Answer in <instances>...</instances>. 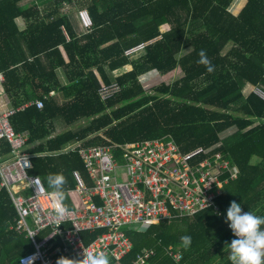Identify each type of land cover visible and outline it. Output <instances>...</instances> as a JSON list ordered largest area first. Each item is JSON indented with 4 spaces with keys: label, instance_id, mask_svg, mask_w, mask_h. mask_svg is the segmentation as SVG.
I'll list each match as a JSON object with an SVG mask.
<instances>
[{
    "label": "trees",
    "instance_id": "1",
    "mask_svg": "<svg viewBox=\"0 0 264 264\" xmlns=\"http://www.w3.org/2000/svg\"><path fill=\"white\" fill-rule=\"evenodd\" d=\"M25 1L0 0V74L18 109L10 125L26 133L25 151L34 155L29 174L42 184L50 173L63 174L65 203L75 209L81 201L72 172L88 186L91 180L77 150L61 152L69 143L124 145L170 136L183 152L219 145L213 152L237 175H223L217 209L128 231L131 251L110 264H131L143 248L154 250L147 264H231L225 245L234 238L225 220L230 202L264 216V100L243 93L246 85L264 92V0H241L232 11L233 0H32L37 4L31 6ZM66 6L87 10L90 30L79 32L74 13H62ZM17 18L25 24L22 30ZM162 25L168 29L161 32ZM146 42L134 55L124 54ZM201 50L211 72L198 62ZM152 70L165 78L182 76L146 89L139 77ZM112 81L120 91L101 101L98 89ZM35 100L42 108L28 104ZM56 121L66 129L56 133ZM231 128L233 133L220 137ZM9 152V144L0 141V155ZM15 219L1 188L0 264H18L31 249L28 239L9 229ZM97 233H83L84 242ZM183 235L191 236L187 247ZM169 247L180 253L179 261Z\"/></svg>",
    "mask_w": 264,
    "mask_h": 264
},
{
    "label": "built area",
    "instance_id": "2",
    "mask_svg": "<svg viewBox=\"0 0 264 264\" xmlns=\"http://www.w3.org/2000/svg\"><path fill=\"white\" fill-rule=\"evenodd\" d=\"M83 32L90 30L91 18L85 9L75 12ZM64 30V27H62ZM149 42L125 51L130 57ZM254 92L264 100V92ZM120 91L112 81L98 89L105 101ZM42 108L41 100L28 103ZM18 110V109H16ZM0 112V141L9 144L10 152L0 155V189L4 188L16 212L9 229L29 240L30 251L19 258L18 264H79L84 253L104 251L110 259L119 261L132 249L128 231L145 229L152 224L173 218L191 217L213 207L227 181L223 175L236 178L237 170L215 147L195 148L183 152L175 141L166 136L124 145L84 147L80 142L67 144L61 152L77 150L87 171L88 186L78 171L76 181L81 207L71 208V215L59 217L46 191L41 190L39 177L30 175L33 154L27 153L26 133H16L9 117L16 111ZM113 149H120L118 154ZM99 233L85 243L83 233ZM168 254L175 261L179 252ZM154 250L143 248L131 264H147Z\"/></svg>",
    "mask_w": 264,
    "mask_h": 264
},
{
    "label": "clouds",
    "instance_id": "3",
    "mask_svg": "<svg viewBox=\"0 0 264 264\" xmlns=\"http://www.w3.org/2000/svg\"><path fill=\"white\" fill-rule=\"evenodd\" d=\"M199 56L198 62L208 65L207 70L211 72L212 66L204 50L200 51ZM65 183L63 174L50 173L44 177L41 186V190L46 191L51 198L54 213L59 217L71 215V210L65 203ZM225 220L234 237L225 243L231 264H264V216L243 211L241 203L233 200L226 209ZM138 230L144 229L141 226ZM180 239L185 247L191 243L190 235H183ZM79 264H110V257L104 251L88 252L84 253V259Z\"/></svg>",
    "mask_w": 264,
    "mask_h": 264
},
{
    "label": "rangeland",
    "instance_id": "4",
    "mask_svg": "<svg viewBox=\"0 0 264 264\" xmlns=\"http://www.w3.org/2000/svg\"><path fill=\"white\" fill-rule=\"evenodd\" d=\"M237 1H238V0H233V1H232L231 5H230V7H229L230 10L236 5ZM23 4L26 5V6H31V5H33V4H37V3H35V2L32 1V0H27V1H25ZM75 11H76V9H75L74 6H71V7L66 6V7H64V9L62 10V13H67V12H69V13H75ZM73 16H75V15H73ZM75 17H76V16H75ZM161 28H162V27H161ZM230 47H231V43H228V44L225 46V48H224V50H223L222 53H226V52L230 49ZM187 51H189V49L183 50L184 53H186ZM183 52H182V54H183ZM150 76H151V74H150ZM181 76H182V74H180V73H179V74H178V73L173 74V75L170 76L169 78H165V77H161V76H159V77H157L156 83H155L153 86L159 84L160 82H164L165 84H171L173 81L179 79ZM139 80H143V77H139ZM164 80H165V81H164ZM143 81H144V80H143ZM146 83H147L146 81L142 83L143 86H144L146 89H150V88L153 87V86H150V85L148 86ZM254 88H255V87H251V86H249V85H246V86L243 88V93H244V95H247V94L250 93V92H254V90H255ZM56 123H57V127H59V128H58V131H59V132H61V131H63V130L66 129V128H65V125H63L60 121H57ZM255 124H256V123H255ZM60 127H61V128H60ZM75 128H76V127H73V129H75ZM234 131H235L234 128H231V129H229V130H226L225 132H223V133L220 135V137H221V138H224L225 136H227V135L233 133Z\"/></svg>",
    "mask_w": 264,
    "mask_h": 264
},
{
    "label": "crops",
    "instance_id": "5",
    "mask_svg": "<svg viewBox=\"0 0 264 264\" xmlns=\"http://www.w3.org/2000/svg\"><path fill=\"white\" fill-rule=\"evenodd\" d=\"M240 1L241 0H238L237 1L236 5L231 9V11L234 10L238 6V4L240 3ZM73 15H75V13ZM73 17L77 21L76 17L75 16H73ZM16 25L18 26V28L20 30H22L25 27V24H24V22H23V20L21 18H17L16 19ZM77 25H78V28H79V32L83 33L82 29L79 26L78 21H77ZM161 27H162V28H160L161 32H163L166 29H168V26L167 25H162ZM158 38H160V37H158ZM150 74H151V76H150ZM58 76H59V79L61 80V82H64L61 71H58ZM159 76H160V74L158 72H156L155 70H152V71H150V72H148V73L140 76V77H143V80H144V81L143 80H140V82L143 83V82L146 81L147 82L146 84L148 86L149 85L150 86H153L156 83L157 77H159ZM2 84H3V76H2V74H0V112L6 110L8 108H12L10 99L7 96V94L4 92V89H3V85ZM249 86H251V85H249ZM251 87H253V86H251ZM28 103H30V102H28ZM56 122H55V127H56V131L55 132L56 133H59V131H58V128L59 127H57V123Z\"/></svg>",
    "mask_w": 264,
    "mask_h": 264
}]
</instances>
